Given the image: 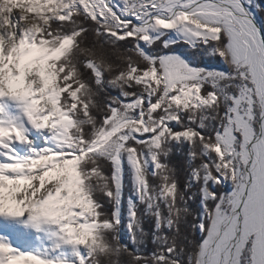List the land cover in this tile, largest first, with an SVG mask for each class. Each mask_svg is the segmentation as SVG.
I'll use <instances>...</instances> for the list:
<instances>
[{"label": "snow or ice", "instance_id": "snow-or-ice-1", "mask_svg": "<svg viewBox=\"0 0 264 264\" xmlns=\"http://www.w3.org/2000/svg\"><path fill=\"white\" fill-rule=\"evenodd\" d=\"M125 254L264 264V0H0V264Z\"/></svg>", "mask_w": 264, "mask_h": 264}, {"label": "trees", "instance_id": "trees-1", "mask_svg": "<svg viewBox=\"0 0 264 264\" xmlns=\"http://www.w3.org/2000/svg\"><path fill=\"white\" fill-rule=\"evenodd\" d=\"M88 40L89 42H91L92 40V36L91 34H89V37H88ZM121 47H128V45L126 44H121ZM182 47H186L185 45L182 44ZM178 49H181L180 47ZM182 51H187V50H183L181 49ZM85 76H89V73H86ZM183 152L186 153L187 152V145H184V148H183ZM186 159V156L185 155H182L181 153H178V152H175L171 155V157L169 158L170 162L172 165H174L177 169H178V176L180 178V181H181V184H183V180L185 178V171H184V161ZM193 208H195L197 205L195 203H192L191 205ZM189 222L191 221V217L188 218ZM145 228L146 230H149L151 229V223L146 221L145 222ZM186 231L188 232L189 236L191 239L195 240V241H199L200 238H201V234H199L198 232H195V233H191V230L190 229H186ZM123 239L125 242H128L127 241V234L126 232H124L123 234ZM129 246L131 247V245L129 244ZM154 245L152 244L151 242V237L148 238L147 240V244H146V248L144 249L145 252H150L154 249ZM130 260V258L125 254V255H121L120 257V261H121V264H128V261Z\"/></svg>", "mask_w": 264, "mask_h": 264}, {"label": "rangeland", "instance_id": "rangeland-1", "mask_svg": "<svg viewBox=\"0 0 264 264\" xmlns=\"http://www.w3.org/2000/svg\"><path fill=\"white\" fill-rule=\"evenodd\" d=\"M181 48V49H183V50H188L187 49V47H182V44L181 45H179L178 47H177V50L178 51H182L181 49H178V48ZM211 63L214 65V66H216V65H221L222 64V61L217 57V58H214V59H212V61H211ZM87 72H85V74H86ZM109 91L113 94V95H115V94H117L116 92H115V90H112V89H109ZM169 162H170V160H169ZM199 233V232H198ZM200 234V233H199Z\"/></svg>", "mask_w": 264, "mask_h": 264}]
</instances>
